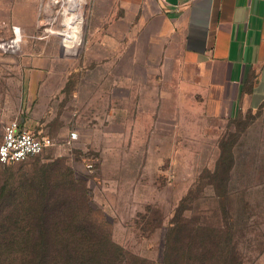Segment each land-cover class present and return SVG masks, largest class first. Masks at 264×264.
<instances>
[{
    "label": "rangeland",
    "instance_id": "obj_1",
    "mask_svg": "<svg viewBox=\"0 0 264 264\" xmlns=\"http://www.w3.org/2000/svg\"><path fill=\"white\" fill-rule=\"evenodd\" d=\"M95 2L68 21V0H43L19 28L57 38L78 72L35 111L56 144L0 160V264H264V112L227 115L140 15L99 27ZM1 82L0 144L27 116Z\"/></svg>",
    "mask_w": 264,
    "mask_h": 264
},
{
    "label": "crops",
    "instance_id": "obj_2",
    "mask_svg": "<svg viewBox=\"0 0 264 264\" xmlns=\"http://www.w3.org/2000/svg\"><path fill=\"white\" fill-rule=\"evenodd\" d=\"M42 2L0 0V81L11 79L21 85L27 116L20 122L31 130L39 123L35 111L45 107V101L59 100L78 72L74 66H60L73 59L64 56L53 36H22L15 52L3 46L14 28L25 32L41 24ZM132 11L145 21L142 26L150 34L162 37L164 51L167 46L168 53H179L174 58L194 67L196 85L213 93L227 115L264 112V0H96L93 7L99 27H111L115 24L110 21H122L121 13ZM1 84L3 117L8 104Z\"/></svg>",
    "mask_w": 264,
    "mask_h": 264
},
{
    "label": "built area",
    "instance_id": "obj_3",
    "mask_svg": "<svg viewBox=\"0 0 264 264\" xmlns=\"http://www.w3.org/2000/svg\"><path fill=\"white\" fill-rule=\"evenodd\" d=\"M14 33V36L3 42V46L15 52L21 46L22 35L19 28H14ZM76 138L77 132H72L68 137V142ZM55 144L56 141L50 136L26 128L18 119H13L4 126L3 139L0 144V160L4 163L24 161L42 154Z\"/></svg>",
    "mask_w": 264,
    "mask_h": 264
},
{
    "label": "bare ground",
    "instance_id": "obj_4",
    "mask_svg": "<svg viewBox=\"0 0 264 264\" xmlns=\"http://www.w3.org/2000/svg\"><path fill=\"white\" fill-rule=\"evenodd\" d=\"M83 2H84V0H68V5L64 9L67 12L68 17L66 16L65 19H68V21H69V18L72 16L73 17H75V16L83 17V12H82ZM68 21L64 23V26L62 28L63 30L59 31V33L63 34L67 31ZM67 37H69V36H67Z\"/></svg>",
    "mask_w": 264,
    "mask_h": 264
}]
</instances>
